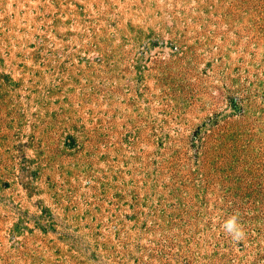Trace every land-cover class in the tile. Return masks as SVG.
I'll return each instance as SVG.
<instances>
[{"label": "rangeland", "instance_id": "374dc122", "mask_svg": "<svg viewBox=\"0 0 264 264\" xmlns=\"http://www.w3.org/2000/svg\"><path fill=\"white\" fill-rule=\"evenodd\" d=\"M264 240V0H0V240ZM0 264H264V241H0Z\"/></svg>", "mask_w": 264, "mask_h": 264}, {"label": "clouds", "instance_id": "9594fccd", "mask_svg": "<svg viewBox=\"0 0 264 264\" xmlns=\"http://www.w3.org/2000/svg\"><path fill=\"white\" fill-rule=\"evenodd\" d=\"M224 228L235 240H239L244 236L243 227L239 224L237 215L230 217L225 223Z\"/></svg>", "mask_w": 264, "mask_h": 264}]
</instances>
